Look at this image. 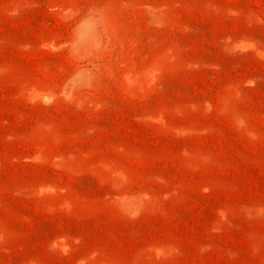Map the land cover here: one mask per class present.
<instances>
[{"label":"rangeland","instance_id":"374dc122","mask_svg":"<svg viewBox=\"0 0 264 264\" xmlns=\"http://www.w3.org/2000/svg\"><path fill=\"white\" fill-rule=\"evenodd\" d=\"M0 264H264V0H0Z\"/></svg>","mask_w":264,"mask_h":264}]
</instances>
